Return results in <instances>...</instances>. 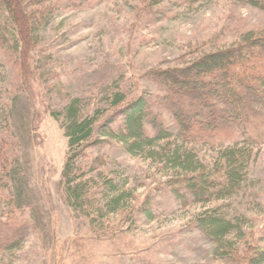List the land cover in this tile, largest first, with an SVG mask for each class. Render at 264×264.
I'll return each mask as SVG.
<instances>
[{
    "label": "rangeland",
    "instance_id": "rangeland-1",
    "mask_svg": "<svg viewBox=\"0 0 264 264\" xmlns=\"http://www.w3.org/2000/svg\"><path fill=\"white\" fill-rule=\"evenodd\" d=\"M252 1L264 3L93 2L64 9L41 28L29 69L12 50L0 58L2 154L12 165L18 160L10 194L0 193V220L25 233L18 247L0 250V264H249L264 250V144L254 146L238 193L182 203L171 190L181 186L179 175L186 172L161 154L128 153L102 126L120 118L111 105L116 92L127 100L162 96L159 72L263 28L264 10ZM74 99L80 117H97L98 144L77 162L82 180L99 203L109 181L125 193L117 212L107 208L92 220L70 205L62 183L69 153L63 112ZM161 114L176 132L171 116ZM176 145L193 149L206 176L215 174L218 147L178 141L171 148ZM214 212L232 225L218 240L198 225L199 217Z\"/></svg>",
    "mask_w": 264,
    "mask_h": 264
},
{
    "label": "trees",
    "instance_id": "trees-1",
    "mask_svg": "<svg viewBox=\"0 0 264 264\" xmlns=\"http://www.w3.org/2000/svg\"><path fill=\"white\" fill-rule=\"evenodd\" d=\"M99 1L104 0H0V58L12 50L16 62H25L29 69L31 54L39 44V31L52 17L64 9ZM165 1L150 0V3L160 5ZM177 1L190 5L197 0ZM251 3L264 10V3ZM159 73L164 88L162 96L139 95L127 100L120 92L113 95L111 105L119 109L120 118L116 120L113 116L102 123L106 128L104 135L122 144L128 153L161 154L165 163L186 172L179 175L181 186L171 190L182 203L225 199L238 193L253 158L254 146L264 144V27L245 31L229 46L202 53L185 65ZM78 103V99L72 100L63 112L69 153L62 183L70 205L92 220V215L95 218L107 208L110 213L117 212L125 193L120 194L117 185L109 181L108 192L99 203L88 182L82 180L77 162L87 147L98 144L97 117H80ZM162 110L171 116L176 132L165 125ZM52 115L58 116L57 112ZM1 141L6 142L4 137ZM1 141L0 193L10 194L9 179L18 160L12 165L4 158ZM178 141L182 146L201 143L218 147L213 162L215 174L205 175L201 169L204 166L195 161L193 149L177 145L171 148ZM158 143H161L159 150ZM198 223L202 233L214 240L224 237L232 227L224 216L215 212L199 217ZM7 224L0 220V250L18 247L25 236L24 230ZM249 264H264V250L250 257Z\"/></svg>",
    "mask_w": 264,
    "mask_h": 264
}]
</instances>
